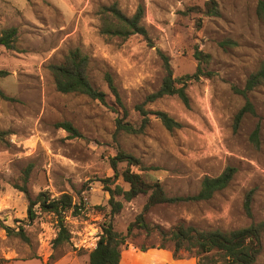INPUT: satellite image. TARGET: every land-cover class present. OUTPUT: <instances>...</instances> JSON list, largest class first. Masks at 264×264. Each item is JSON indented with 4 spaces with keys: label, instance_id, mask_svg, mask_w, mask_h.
<instances>
[{
    "label": "rangeland",
    "instance_id": "rangeland-1",
    "mask_svg": "<svg viewBox=\"0 0 264 264\" xmlns=\"http://www.w3.org/2000/svg\"><path fill=\"white\" fill-rule=\"evenodd\" d=\"M205 1L0 0V32L18 28L16 48L0 46V70L7 71L0 76V89L11 97L0 96V224L16 230L22 225L29 237L26 241L0 227L1 257L12 262L34 257L51 262L66 254L87 255L96 246L110 210L102 179L113 175L109 157L119 148L152 165L153 169L141 172L148 181L161 182L168 195L196 193L206 175H218L228 165L237 168L230 185L209 200L151 208L146 217L153 223L170 228L186 221L201 229L222 230L248 226L251 219L244 202L250 190L254 191L255 220H264V118L260 144L256 146L250 138L264 117V85L250 93L258 116L247 114L237 128L235 115L244 99L233 89L243 87L264 60V21L257 14L258 0H217L218 16L198 11ZM114 3L127 16L143 5V24L155 46H149L140 34L123 39L100 32L99 9ZM76 46L90 55L89 80L106 92L107 103L57 89L49 65L63 61ZM157 48L169 55L177 77L196 70L197 48L209 55L208 68L213 73L188 82L189 106L176 95L146 104L149 110L168 112L182 123L180 128L168 130L151 114L143 132L116 138L118 113L111 107L115 98L105 74H112L129 110L128 120L140 125L141 116L134 107L160 87L164 76ZM64 120L82 135L72 136L57 125ZM29 164H33L29 179L33 195L43 190L51 197L69 192L84 206L77 215L67 213L70 239L58 247L53 246L56 216L39 212L30 222L28 199L14 186ZM117 183L128 187L122 178ZM145 201L142 195L125 201L115 215V228L126 232ZM138 239L160 243L156 234ZM186 256L195 257L183 252L182 257ZM207 261L227 264L218 254ZM254 264H264V237Z\"/></svg>",
    "mask_w": 264,
    "mask_h": 264
},
{
    "label": "trees",
    "instance_id": "trees-1",
    "mask_svg": "<svg viewBox=\"0 0 264 264\" xmlns=\"http://www.w3.org/2000/svg\"><path fill=\"white\" fill-rule=\"evenodd\" d=\"M191 10V9H189ZM205 15H220V7L217 0H206L204 8L199 9ZM101 19L100 32L108 37L118 36L123 39L133 34H140L144 37L149 46H155L147 27L143 24L145 9L139 5L132 16L124 14L117 4L103 5L99 9ZM257 14L264 21V0H258ZM200 23L198 22V25ZM18 38V28L15 26L3 29L0 32V46L7 49H15ZM157 52L162 60L164 76L160 87L149 93L144 101L135 105L134 109L141 116L140 125L128 120L129 110L124 104L121 93L111 73L105 74L107 86L115 98V104L111 107L118 113L116 119V128L114 137L117 138L122 133H141L150 122V115H156L168 130L180 128L182 123L172 117L168 112L162 110L152 111L146 107V104L153 102L165 95H176L186 105H190V98L187 92L188 82L199 79L202 76L212 75L208 68L209 55L198 48L194 51V56L198 61L196 70L191 74H185L181 77L174 75L169 55L163 50L157 48ZM90 64V55L80 46L70 48L64 56L63 61L51 63L50 70L53 73L56 87L63 93H82L103 103H107V94L101 89L95 87L88 76V67ZM7 74V71L0 70V76ZM264 85V60L257 70L252 72L246 79L243 87L234 86V91L244 99L243 106L235 115L234 127L237 128L242 119L247 115L258 116L256 106L250 96V93L257 87ZM0 96L11 98L0 89ZM260 117L254 130L251 133L252 142L258 146L260 144L261 120ZM72 136H81L82 133L72 122L64 120L57 123ZM109 161L113 169V175L105 177L102 182L109 193L108 205L110 210L105 214L106 219L101 224V234L97 240L96 246L89 251V264H119L122 250L129 244H133L140 250L149 248H168L173 251L176 258H181L183 252L192 253L198 258L197 264H210L213 254H218L227 264H254L263 250L264 220H255L252 210L253 190L246 194L244 209L247 216L251 219L248 226L232 229H201L186 221H179L170 228H165L158 223L147 220V213L151 208L160 204H184L209 200L217 192L227 188L232 182L237 168L228 165L218 175H206L202 181L199 190L193 194L187 195H168L161 182L148 181L141 171L150 170L152 165H145L141 159L134 154L119 148L114 155H110ZM125 167L120 168V164ZM135 166L139 171L133 170ZM33 164L24 168L21 181L14 183V186L24 192L28 199V218L32 222L39 217L41 213H52L56 216L57 235L53 239V246L58 247L70 239V232L66 225V215L71 212L77 215L84 207L74 201V197L69 192H63L59 197H51L46 190L33 195L29 187V179ZM122 178L128 187L125 188L117 180ZM146 196V201L142 210L131 220L126 232L115 228V215L120 213L124 207L125 201H131L138 196ZM0 227L6 230L7 234H14L29 241L25 233L24 226L14 227L1 223ZM156 234L160 239L158 244H147L144 240L138 238L142 235L151 237ZM130 239H132L130 241ZM46 262V264H51ZM203 260V261H202ZM0 264H16L12 259L1 257Z\"/></svg>",
    "mask_w": 264,
    "mask_h": 264
},
{
    "label": "crops",
    "instance_id": "crops-1",
    "mask_svg": "<svg viewBox=\"0 0 264 264\" xmlns=\"http://www.w3.org/2000/svg\"><path fill=\"white\" fill-rule=\"evenodd\" d=\"M16 264H46L40 258L15 260ZM51 264H89V254L83 256L66 254L56 259ZM119 264H197L196 258L186 256L176 258L173 251L168 248L153 247L147 250H140L133 244H129L122 250Z\"/></svg>",
    "mask_w": 264,
    "mask_h": 264
}]
</instances>
